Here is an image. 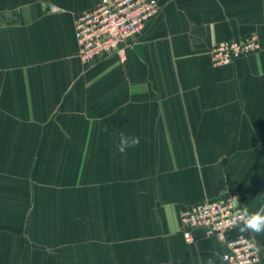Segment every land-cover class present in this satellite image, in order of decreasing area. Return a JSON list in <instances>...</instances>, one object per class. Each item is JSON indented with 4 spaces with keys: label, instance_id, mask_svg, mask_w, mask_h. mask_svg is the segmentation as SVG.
<instances>
[{
    "label": "crops",
    "instance_id": "0c3cea01",
    "mask_svg": "<svg viewBox=\"0 0 264 264\" xmlns=\"http://www.w3.org/2000/svg\"><path fill=\"white\" fill-rule=\"evenodd\" d=\"M98 2L0 0V264H226L227 239L187 240L181 212L264 206V0H158L124 62L85 64L75 20ZM122 133L140 141L125 154ZM241 227L227 238L264 264V232Z\"/></svg>",
    "mask_w": 264,
    "mask_h": 264
},
{
    "label": "built area",
    "instance_id": "2783aa9c",
    "mask_svg": "<svg viewBox=\"0 0 264 264\" xmlns=\"http://www.w3.org/2000/svg\"><path fill=\"white\" fill-rule=\"evenodd\" d=\"M54 11L60 8L53 7ZM159 12L158 0H99L98 4L81 12L75 20V35L78 56L82 63H91L97 57L118 52L125 61L126 47L132 45L146 29L147 23ZM259 37L251 34L244 40L221 42L212 49L211 58L215 65H227L235 59L259 49ZM228 196L217 200H205L186 207L181 220L187 228L186 239L192 241L190 228H204L207 235L227 239L228 250L222 255L226 264H262L260 252L251 245L256 241L245 235L227 238L231 231L242 224L237 212L244 209L240 204L234 207ZM242 215V214H241Z\"/></svg>",
    "mask_w": 264,
    "mask_h": 264
},
{
    "label": "clouds",
    "instance_id": "9594fccd",
    "mask_svg": "<svg viewBox=\"0 0 264 264\" xmlns=\"http://www.w3.org/2000/svg\"><path fill=\"white\" fill-rule=\"evenodd\" d=\"M140 143L139 138H129L123 133L120 135L117 150L120 154H125L129 148H134ZM233 206L239 205L238 198H232ZM242 214V215H241ZM237 218L242 221L241 232L252 231L254 233L264 232V206L260 207L256 212L249 213L247 209L242 212H237ZM256 253H259L261 249L255 244L251 245Z\"/></svg>",
    "mask_w": 264,
    "mask_h": 264
}]
</instances>
